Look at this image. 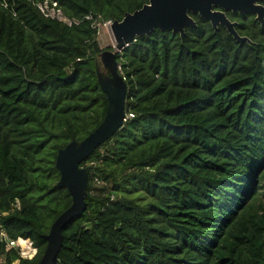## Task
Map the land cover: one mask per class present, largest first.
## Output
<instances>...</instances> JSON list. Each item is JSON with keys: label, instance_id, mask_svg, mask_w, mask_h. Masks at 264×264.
<instances>
[{"label": "trees", "instance_id": "16d2710c", "mask_svg": "<svg viewBox=\"0 0 264 264\" xmlns=\"http://www.w3.org/2000/svg\"><path fill=\"white\" fill-rule=\"evenodd\" d=\"M39 1L0 0V226L37 251L20 259L0 241V264H37L71 204L57 151L107 108L95 61L112 48L94 22L148 2L49 0L68 26ZM196 20L183 38L154 30L117 53L133 118L81 163L85 209L54 264H264V34L240 44Z\"/></svg>", "mask_w": 264, "mask_h": 264}, {"label": "water", "instance_id": "95a60500", "mask_svg": "<svg viewBox=\"0 0 264 264\" xmlns=\"http://www.w3.org/2000/svg\"><path fill=\"white\" fill-rule=\"evenodd\" d=\"M254 0H148L140 9L125 13L123 18L110 23V31L115 45L112 50L103 51L95 61L97 83L107 99L105 115L99 125L84 139L70 141L57 151L55 168L59 172L58 188H65L70 195L71 204L51 224L48 234L43 238L46 248L37 264H54L62 247L63 228L85 209L88 171L81 167L95 150L113 137L123 126L127 84L118 73L117 53L128 47L137 37L149 36L154 30L171 31L185 35L186 28L196 27L188 13H197L210 22L213 29L218 24L224 26L228 34L238 43H249L247 37L240 36L223 14L213 12L212 5H218L232 12L256 14V20L264 25V8L253 5Z\"/></svg>", "mask_w": 264, "mask_h": 264}, {"label": "built area", "instance_id": "2783aa9c", "mask_svg": "<svg viewBox=\"0 0 264 264\" xmlns=\"http://www.w3.org/2000/svg\"><path fill=\"white\" fill-rule=\"evenodd\" d=\"M35 6L38 8V10L47 18H50L52 20H57L59 22H62L68 26H71L72 24H76L77 21H71L69 19H67L63 13L61 12V10L57 7V3L56 2H51L49 0H42L35 3ZM87 19H90L91 17L88 16L86 17ZM111 22H103V23H98V22H94V25L98 28V30L100 29V27H109ZM118 70H120L119 66H118ZM121 73V72H120ZM122 78L125 80V77L122 75ZM133 118V114L129 113L126 114L125 113V117L123 119V122H126L127 120ZM0 241L4 242L6 244V248L7 249H11V248H15L18 251L19 257L20 259H26V260H31L35 257L36 255V249L33 247L32 241L29 239H23V238H17L16 240H12L10 239L7 234L5 233V230L0 226ZM25 243L26 247H28L30 250H33V254L32 255H28V253H24V246L23 244ZM19 263V261L17 260V264Z\"/></svg>", "mask_w": 264, "mask_h": 264}, {"label": "flooded vegetation", "instance_id": "af4514ba", "mask_svg": "<svg viewBox=\"0 0 264 264\" xmlns=\"http://www.w3.org/2000/svg\"><path fill=\"white\" fill-rule=\"evenodd\" d=\"M254 6H259L264 8V0H254L253 1ZM211 10L213 12H218L223 14L231 23H234V29L236 32L240 34H249L253 33L256 35H263L264 34V25L262 26L259 21L256 20L257 15L245 12L241 14L240 12H232V10H225L224 8L218 6V5H212ZM188 15L197 23V18H201L197 13H188ZM202 19V18H201ZM264 19V16H263ZM204 20V19H203ZM210 26V22L205 20ZM212 28V26H211ZM213 29V28H212ZM224 29L226 32V28L220 24L216 26V29H213L214 31ZM228 33V32H227ZM243 37H247L246 35H240ZM250 40V39H249ZM251 42V41H250ZM249 42V43H250Z\"/></svg>", "mask_w": 264, "mask_h": 264}, {"label": "rangeland", "instance_id": "374dc122", "mask_svg": "<svg viewBox=\"0 0 264 264\" xmlns=\"http://www.w3.org/2000/svg\"><path fill=\"white\" fill-rule=\"evenodd\" d=\"M98 43L101 48H108V47L112 48V46L114 45V39L109 27L106 26L100 27V29L98 30ZM24 251H25L24 253L28 252V247L27 250ZM3 262H4V258L0 257V263ZM12 264H17V261L13 262Z\"/></svg>", "mask_w": 264, "mask_h": 264}, {"label": "bare ground", "instance_id": "6f19581e", "mask_svg": "<svg viewBox=\"0 0 264 264\" xmlns=\"http://www.w3.org/2000/svg\"><path fill=\"white\" fill-rule=\"evenodd\" d=\"M114 45H115V43H114ZM114 45H113V46H114ZM113 46H112V47H113ZM30 252H31V250L28 248V252H26V254H27V253L30 254Z\"/></svg>", "mask_w": 264, "mask_h": 264}]
</instances>
